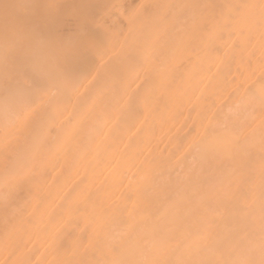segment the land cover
I'll return each mask as SVG.
<instances>
[{"label": "bare ground", "instance_id": "6f19581e", "mask_svg": "<svg viewBox=\"0 0 264 264\" xmlns=\"http://www.w3.org/2000/svg\"><path fill=\"white\" fill-rule=\"evenodd\" d=\"M0 264H264V0H0Z\"/></svg>", "mask_w": 264, "mask_h": 264}]
</instances>
